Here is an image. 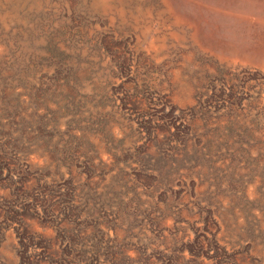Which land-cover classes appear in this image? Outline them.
Segmentation results:
<instances>
[{
  "label": "rangeland",
  "instance_id": "1",
  "mask_svg": "<svg viewBox=\"0 0 264 264\" xmlns=\"http://www.w3.org/2000/svg\"><path fill=\"white\" fill-rule=\"evenodd\" d=\"M263 18L0 0V264H264Z\"/></svg>",
  "mask_w": 264,
  "mask_h": 264
},
{
  "label": "bare ground",
  "instance_id": "2",
  "mask_svg": "<svg viewBox=\"0 0 264 264\" xmlns=\"http://www.w3.org/2000/svg\"><path fill=\"white\" fill-rule=\"evenodd\" d=\"M192 1H194V0H192ZM226 1H227V0H226ZM204 2H205V1H204ZM204 2H203V3H204ZM216 2H217V1H216ZM216 2H215V3H216ZM218 2H219V1H218ZM193 3H194V2H193ZM215 3H214V4H215ZM169 4H170V3H169ZM194 4H195V3H194ZM216 4H217V3H216ZM222 4H223V2H222ZM190 5H191V4H190ZM206 5H207V4H206ZM206 5H205V6H206ZM211 5H213V4H211ZM226 5H228V4H226ZM170 6H171V5H170ZM170 6H169V7H170ZM197 6H198V5H197ZM197 6H196V7H197ZM213 6H214V5H213ZM213 6H212V7H213ZM220 6H222V5H220ZM173 7H174V6H173ZM187 7H188V6H187ZM198 7H199V6H198ZM203 7H204V6H203ZM223 7H224V6H223ZM228 7H229V5H228ZM183 8H185V7H183ZM221 8H222V7H221ZM224 8H226V7H224ZM171 9H172V8H171ZM178 9H179V8H178ZM188 10H189V9H188ZM177 11H178V10H177ZM184 11H185V10H184ZM174 12H175V11H174ZM223 14H225V13H223ZM177 15H178V14H177ZM213 15H214V14H213ZM214 16H215V15H214ZM180 18H181V17H180ZM185 18H186V17H185ZM181 19H182V18H181ZM263 19H264V18H263ZM200 34H201V33H200ZM196 39H197V38H196ZM198 40H199V39H198ZM261 47H262V46H261ZM261 51H262V50H261Z\"/></svg>",
  "mask_w": 264,
  "mask_h": 264
}]
</instances>
